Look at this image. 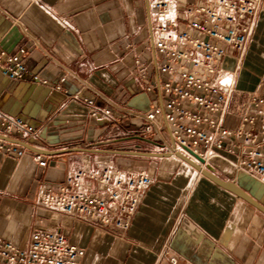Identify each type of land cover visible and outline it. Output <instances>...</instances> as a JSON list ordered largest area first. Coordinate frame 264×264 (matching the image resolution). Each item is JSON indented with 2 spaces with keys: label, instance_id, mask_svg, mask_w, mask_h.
Masks as SVG:
<instances>
[{
  "label": "crops",
  "instance_id": "obj_1",
  "mask_svg": "<svg viewBox=\"0 0 264 264\" xmlns=\"http://www.w3.org/2000/svg\"><path fill=\"white\" fill-rule=\"evenodd\" d=\"M0 48L12 54L27 50L24 81H10L0 72V114L20 117L40 131L37 137L0 131L1 140L23 151L0 153L3 239L25 248L40 216L49 214L36 203L41 188L60 184L89 159L93 169L145 168L152 184L121 236L57 215L68 228V242L85 251L81 264H172L171 258L174 264H264V214L254 206L176 156L129 154L166 149L135 141L103 144L135 134L142 121L130 114L161 104L157 90H145L165 78L154 63L147 0H0ZM221 67L235 71L223 123L235 130L251 95L264 96V0L239 66L228 54ZM84 98L110 110L120 132L116 124L90 117ZM256 147L264 153L262 138L255 144L226 139L221 157L205 168L264 207V185L233 167ZM36 156L46 165L34 162Z\"/></svg>",
  "mask_w": 264,
  "mask_h": 264
},
{
  "label": "built area",
  "instance_id": "obj_2",
  "mask_svg": "<svg viewBox=\"0 0 264 264\" xmlns=\"http://www.w3.org/2000/svg\"><path fill=\"white\" fill-rule=\"evenodd\" d=\"M151 15V38L154 63L165 78L147 92L157 90L161 104L148 112L130 116L142 121L133 135L159 143L168 153L189 156L183 148L204 159H219L226 139L241 137L244 142L264 140V96L253 94L250 105L235 130L223 126L228 105L235 91L234 72L221 65L228 55L239 66L254 33L262 0H147ZM27 50L8 53L0 48V72L10 81H24ZM137 65L140 64L136 60ZM235 68V70H236ZM45 83V82H43ZM59 89V87L57 86ZM83 102L90 117L116 124L107 109L97 108L91 99ZM0 131L4 136L16 134L39 136L40 131L20 117L0 114ZM173 143V147L170 145ZM0 153L22 156L16 144L0 139ZM40 166L46 162L33 158ZM264 185V153L259 147L248 149L233 163ZM152 184L145 168L139 170L98 165L92 168L87 159L63 182L41 188L37 205L49 212L31 233L25 248H19L0 236V264H81L83 248L68 242L67 226L57 215L85 220L107 228L118 236L132 223L144 193ZM176 263L174 258L170 259Z\"/></svg>",
  "mask_w": 264,
  "mask_h": 264
},
{
  "label": "water",
  "instance_id": "obj_3",
  "mask_svg": "<svg viewBox=\"0 0 264 264\" xmlns=\"http://www.w3.org/2000/svg\"><path fill=\"white\" fill-rule=\"evenodd\" d=\"M131 141L142 142V143H145V144H149L151 146H155V147L160 148V149L163 148L159 143L154 142V141L149 140V139H146L144 137L138 136V135H131V136H126V137H122V138H115V139H112V140L105 141V142H103V144L108 145V144H117V143H121V142H131ZM183 149L190 157L194 158L197 162H199L202 165L205 164L204 159L200 158L199 156H197L196 154H194L192 151L188 150L187 148H183ZM129 154H132L134 156H143V157H147V158H162V157L171 156L170 153L160 154V153H136V152H132V153H129ZM175 156L177 158H179L180 160H182L183 162H186L187 164L191 165L202 176H204L206 178H209L210 180H212L216 184H218V185L226 188L227 190L235 193L237 196L241 197L247 203H249L250 205L254 206L257 210H259L260 212H262L264 214V207L261 206L259 203H257L246 192H244L239 187H237L234 183L221 180L220 178H218L212 172V170L210 168L201 167L198 163H196L194 160H192L187 155H183V154L177 152L175 154Z\"/></svg>",
  "mask_w": 264,
  "mask_h": 264
},
{
  "label": "rangeland",
  "instance_id": "obj_4",
  "mask_svg": "<svg viewBox=\"0 0 264 264\" xmlns=\"http://www.w3.org/2000/svg\"><path fill=\"white\" fill-rule=\"evenodd\" d=\"M125 146H129V145H124V147H125ZM142 146H145L144 148L149 149V150H150V148H151V147H148L149 145H142ZM122 158H124V157H122Z\"/></svg>",
  "mask_w": 264,
  "mask_h": 264
},
{
  "label": "bare ground",
  "instance_id": "obj_5",
  "mask_svg": "<svg viewBox=\"0 0 264 264\" xmlns=\"http://www.w3.org/2000/svg\"><path fill=\"white\" fill-rule=\"evenodd\" d=\"M210 160H212V158H211V159H209V161H210Z\"/></svg>",
  "mask_w": 264,
  "mask_h": 264
}]
</instances>
